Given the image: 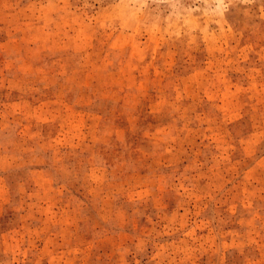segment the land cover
<instances>
[{"label":"rangeland","instance_id":"rangeland-1","mask_svg":"<svg viewBox=\"0 0 264 264\" xmlns=\"http://www.w3.org/2000/svg\"><path fill=\"white\" fill-rule=\"evenodd\" d=\"M0 264H264V0H0Z\"/></svg>","mask_w":264,"mask_h":264}]
</instances>
